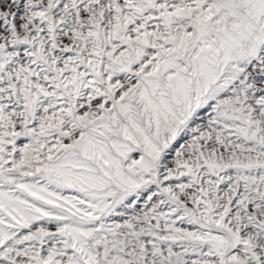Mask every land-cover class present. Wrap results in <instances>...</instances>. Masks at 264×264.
I'll return each mask as SVG.
<instances>
[{"label": "snow or ice", "instance_id": "obj_1", "mask_svg": "<svg viewBox=\"0 0 264 264\" xmlns=\"http://www.w3.org/2000/svg\"><path fill=\"white\" fill-rule=\"evenodd\" d=\"M0 264H264V0H0Z\"/></svg>", "mask_w": 264, "mask_h": 264}]
</instances>
